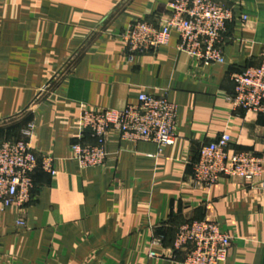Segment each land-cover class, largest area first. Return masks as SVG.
I'll return each instance as SVG.
<instances>
[{"label":"crops","instance_id":"1","mask_svg":"<svg viewBox=\"0 0 264 264\" xmlns=\"http://www.w3.org/2000/svg\"><path fill=\"white\" fill-rule=\"evenodd\" d=\"M214 1L234 19L223 62L205 66L178 50L175 32L128 58L120 33L137 20L163 23L168 0H0V127L19 139L32 123V151L55 171L36 169L25 208L0 209V264H180L168 257L177 226L203 219L232 236L219 264H264V191L238 177L192 183L199 146L221 132L232 149L264 158V114L234 113L227 101L233 75L259 63L264 0ZM141 93L176 106L173 143L111 131L103 164L81 167L71 144H96L81 111L121 109Z\"/></svg>","mask_w":264,"mask_h":264},{"label":"built area","instance_id":"2","mask_svg":"<svg viewBox=\"0 0 264 264\" xmlns=\"http://www.w3.org/2000/svg\"><path fill=\"white\" fill-rule=\"evenodd\" d=\"M169 17L158 26L145 20L129 24L120 37L128 58L166 46L172 32L178 36L177 48L200 65L223 62V45L228 24L234 19L231 7L214 0H168ZM245 21L246 15H240ZM259 63L233 75V93L227 96L235 113L264 114V49ZM82 130H88L96 144L74 142L72 158L81 167H94L105 161L106 138L117 131L122 140L150 141L160 147L173 143L176 106L166 96L149 93L138 95L135 103L124 108H85L79 114ZM33 124L21 130V138H0V209L8 206L25 208L32 198L33 173L41 168L54 174L52 159L39 165L28 138ZM231 136L221 132L213 140L202 143L193 163L194 186L210 188L221 177H238L252 188L264 191V158L252 151L231 148ZM24 226L22 218L16 221ZM154 244H159L158 240ZM232 236L207 219L190 220L177 226L170 259L180 264H219L227 259ZM150 257L158 256L153 250Z\"/></svg>","mask_w":264,"mask_h":264},{"label":"trees","instance_id":"3","mask_svg":"<svg viewBox=\"0 0 264 264\" xmlns=\"http://www.w3.org/2000/svg\"><path fill=\"white\" fill-rule=\"evenodd\" d=\"M7 130V131H6ZM13 135V132H9L8 129H4L2 127H0V138H14V137H8L7 135ZM16 139V138H14Z\"/></svg>","mask_w":264,"mask_h":264}]
</instances>
